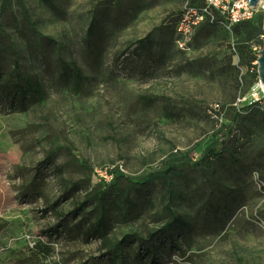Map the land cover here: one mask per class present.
I'll return each mask as SVG.
<instances>
[{
  "label": "rangeland",
  "instance_id": "1",
  "mask_svg": "<svg viewBox=\"0 0 264 264\" xmlns=\"http://www.w3.org/2000/svg\"><path fill=\"white\" fill-rule=\"evenodd\" d=\"M21 1L35 29L55 41L35 33L17 0L3 14L0 0V23L44 91L22 111L0 100V264H105L94 236L85 243L81 233L53 230L57 219L49 206L57 203L59 212L69 213L101 179L109 180L106 170L140 178L165 161L180 162L182 153L198 159L211 143L217 151L226 143L224 155L232 151L235 162L219 171L223 211L200 207L208 190L198 168L171 177L173 209L190 227L173 245L158 242L151 264H264V125L246 119L230 140L225 114L210 108L229 109L256 81L247 66L241 65L243 81L239 68L231 69L238 63L230 48L237 42L233 26L197 29L191 50L183 52L173 42L172 15L184 0ZM262 29L264 41V22ZM147 34V48L136 50L135 41ZM8 46L4 36L5 62ZM256 46L260 51L262 44ZM60 59L81 69L79 88L70 73L63 74ZM57 145L65 146L53 161L59 171L44 160ZM38 170L36 193H26ZM74 180H81L79 189L63 198L64 186ZM129 197L141 217L123 221L124 211L113 207V238L156 228L153 215L167 194L155 181ZM137 249L134 243L128 263L148 264L149 258L136 259Z\"/></svg>",
  "mask_w": 264,
  "mask_h": 264
},
{
  "label": "trees",
  "instance_id": "2",
  "mask_svg": "<svg viewBox=\"0 0 264 264\" xmlns=\"http://www.w3.org/2000/svg\"><path fill=\"white\" fill-rule=\"evenodd\" d=\"M194 2H197V0H190V3ZM17 3L22 9V18L33 27L35 33L38 36H42L54 42V39L49 36H43L35 29L34 23L28 16L22 1L17 0ZM197 3H202V0ZM10 4L11 0H2V14L5 13ZM180 12L181 10L172 15L174 18L173 27H175ZM263 22L264 16L260 13L256 14L253 19L241 21L232 27L237 42L232 41L233 45H231L230 48L238 55V63L231 67V69L237 70L238 72V68L241 67V65L249 67L251 62L256 58V51L253 50V48L257 47L256 43H261L263 46V41L259 39V36L263 34ZM207 26L221 27L215 22L206 21L199 25L197 29ZM4 36L9 40L8 49L10 57L7 62L3 61L1 47ZM149 36L150 34H147L135 41L136 50L147 48V45L150 43ZM60 62L63 74L68 76L67 74L70 73L75 87L79 88L82 80L81 69L74 62H67L64 59H60ZM248 73L252 74L250 72ZM245 75L246 74L242 76V81ZM43 96L44 91L37 75L29 72L22 66L14 43L5 33L0 23V100L8 103L13 109L17 108L22 111L25 110L29 103L38 102ZM220 110L225 114L226 123L223 125L225 129L224 133L227 136H232L230 140H235V135L232 134L241 126V122L246 119H250L253 123L258 125H264V110H262L257 103L246 104L238 108L232 103L229 105V109L220 106ZM225 145L226 143L217 151V143H211L200 152L198 159L189 157L188 153H182L181 156L183 159H181L180 162L170 159L167 162L165 161L166 163L164 162L158 169L150 171L140 178H132L123 173L120 169L114 168L111 171V179L109 181L101 179L102 181L99 182V188L97 183V186L92 188V190L83 197L81 202L75 205L69 213L59 212L55 207L57 203H53L49 206L57 219V223L53 230L56 231L59 227L69 235L75 234L76 232L81 233V235H84L82 241L85 243L89 241V237L94 236L97 238L96 240L99 241V250L102 251L101 255L105 264H129V250L134 243H137V248L139 249V251L137 249L136 252V259L145 257L149 258V263H146H154L159 249V247H157L159 245L158 242L165 241L173 245L179 233H181L184 228L190 227L186 219L173 209L174 194H172L171 177L182 175L191 169L198 168L202 174L201 176L203 177L205 187L208 190L200 207L210 214H218L223 211V203H221V200L224 195V178L221 173L219 174V171L232 163L235 164L232 151L228 152V156L224 155L226 152ZM64 148L65 146L57 145L46 152L44 158L46 164L52 165L53 169L56 171H59V167L54 165V158L62 152ZM258 152L261 155V149H258ZM89 170L91 169L89 168ZM38 173H40L39 170L32 177L31 185L29 183V185L24 187V191L27 189L25 191L26 193H36V187L39 186L41 180V176H37ZM155 181H158L165 188L167 194L166 202L161 207V210L153 215V221L158 223V226L154 229L145 228L143 234L138 231H133L125 233L120 237H111L112 216L110 210L113 209V207L123 210L124 212L121 214L120 218L126 222L139 219L142 214V209L137 202L129 197V192L131 190H145ZM80 183L81 180H74L68 183V185L66 184L63 189V198L67 199L72 197L73 192L79 189ZM101 187H103V189H101ZM87 206H90L89 210L85 209ZM68 214L72 215L70 220L68 219ZM74 216L80 219L73 224L71 220Z\"/></svg>",
  "mask_w": 264,
  "mask_h": 264
},
{
  "label": "built area",
  "instance_id": "3",
  "mask_svg": "<svg viewBox=\"0 0 264 264\" xmlns=\"http://www.w3.org/2000/svg\"><path fill=\"white\" fill-rule=\"evenodd\" d=\"M259 8L264 10L263 0H260L256 6L250 5L248 0H202V3H190V0H184L174 27L173 42L178 50L188 52L191 50L196 29L203 22H215L221 27L231 29L232 26L241 21L253 19ZM253 50L256 51V58L251 62L247 71L256 74V81L247 92L238 94L233 105L238 108L246 104L257 103L264 110V88L257 75L259 50L257 47H254ZM244 72L243 68L239 67L240 81H242ZM210 108L215 113L214 115L222 114L219 104H213ZM112 170H106L109 180L112 177Z\"/></svg>",
  "mask_w": 264,
  "mask_h": 264
},
{
  "label": "water",
  "instance_id": "4",
  "mask_svg": "<svg viewBox=\"0 0 264 264\" xmlns=\"http://www.w3.org/2000/svg\"><path fill=\"white\" fill-rule=\"evenodd\" d=\"M260 0H248L249 4L256 6ZM257 75L260 84L264 88V41L263 46L259 51V56L257 57Z\"/></svg>",
  "mask_w": 264,
  "mask_h": 264
}]
</instances>
